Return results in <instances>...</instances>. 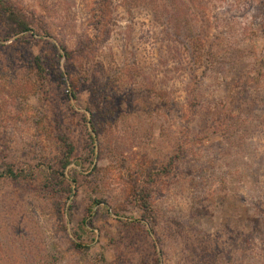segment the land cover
<instances>
[{
	"label": "rangeland",
	"instance_id": "obj_1",
	"mask_svg": "<svg viewBox=\"0 0 264 264\" xmlns=\"http://www.w3.org/2000/svg\"><path fill=\"white\" fill-rule=\"evenodd\" d=\"M12 1L0 264H264V0Z\"/></svg>",
	"mask_w": 264,
	"mask_h": 264
},
{
	"label": "trees",
	"instance_id": "obj_2",
	"mask_svg": "<svg viewBox=\"0 0 264 264\" xmlns=\"http://www.w3.org/2000/svg\"><path fill=\"white\" fill-rule=\"evenodd\" d=\"M0 7L2 8L4 14L6 17L11 20L13 23L17 24L20 27L21 31H32V23L29 19L26 18V16L23 13V9H21L17 4H15L12 0H0ZM44 34L46 36H49V30L44 29ZM60 56H65L67 59L72 60L77 53L76 50H72L67 48L66 46H61L60 48ZM84 52V51H83ZM37 66L39 69L43 70L44 65L42 63L41 57L37 58ZM76 96V93H73ZM177 156H174L171 158V161L169 163V167L167 169H164L162 172H169L172 169V164L175 161ZM71 163V159L69 156L64 158L62 160V169L56 170L54 173L56 174V178L60 176L61 182L65 180V169L68 167V165ZM159 174V173H158ZM33 176V173H28L26 170H15L11 165H8L7 172L5 175L0 174V177H7L12 178L14 180H18L24 177H30ZM156 173L149 174L148 178L146 179L145 183H148L147 185L140 186V188H137L134 191L135 201L138 204L139 208L143 210V216L144 218H148L153 213V207L151 204V189L149 187L150 183H153L155 181ZM153 220V226L156 224V219L151 218ZM152 226V227H153ZM150 232L155 234L154 228L150 229ZM155 245L157 246L156 242ZM77 247H85V245L81 243H77Z\"/></svg>",
	"mask_w": 264,
	"mask_h": 264
}]
</instances>
